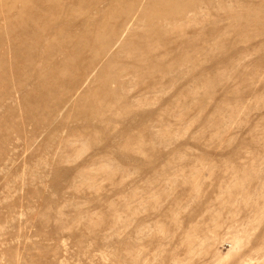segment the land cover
I'll list each match as a JSON object with an SVG mask.
<instances>
[{
  "label": "rangeland",
  "instance_id": "obj_1",
  "mask_svg": "<svg viewBox=\"0 0 264 264\" xmlns=\"http://www.w3.org/2000/svg\"><path fill=\"white\" fill-rule=\"evenodd\" d=\"M0 264H264V0H0Z\"/></svg>",
  "mask_w": 264,
  "mask_h": 264
}]
</instances>
